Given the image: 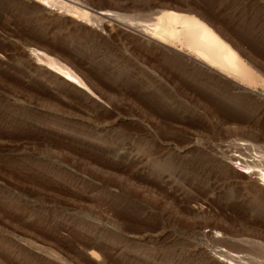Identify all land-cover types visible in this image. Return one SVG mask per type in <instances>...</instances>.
<instances>
[{
  "label": "rangeland",
  "instance_id": "1",
  "mask_svg": "<svg viewBox=\"0 0 264 264\" xmlns=\"http://www.w3.org/2000/svg\"><path fill=\"white\" fill-rule=\"evenodd\" d=\"M195 1L206 12L203 0H82L126 15ZM231 3L221 13L236 25L262 15ZM135 43L121 30L94 32L23 0H0V264H221V251L263 264L255 247L264 245V194L217 163L238 139L264 147V97L230 99L241 120L223 115L216 125ZM31 44L104 88L116 79L129 92L128 81L159 75L175 92L162 98L167 114L152 115L123 92L93 104L64 88L63 105H48L39 88L54 91L28 58Z\"/></svg>",
  "mask_w": 264,
  "mask_h": 264
},
{
  "label": "bare ground",
  "instance_id": "2",
  "mask_svg": "<svg viewBox=\"0 0 264 264\" xmlns=\"http://www.w3.org/2000/svg\"><path fill=\"white\" fill-rule=\"evenodd\" d=\"M23 1L55 16L67 17L75 24L94 32H103L105 28H108L109 33L121 30L123 39L127 37L135 39V49L140 57L144 60L148 59L158 68L159 72L173 83L176 90L193 98L192 107L195 112L201 114L200 109H202L205 114L211 113L216 125L223 124L220 118L223 115L232 121L241 120H238L239 117L235 115L237 113L233 110L235 107L231 106V103L227 105L230 99L245 103L247 102L246 97H253L257 94L264 97V47L261 44L264 40L261 43L255 40L257 35L264 34L262 30V27L264 28L262 25L264 4L259 0H237L241 1L244 7L241 13L248 10L256 15L257 13L262 14L257 15L258 17H250L248 28L246 25L243 27L234 24L232 18L221 13V8L231 9V0H220L218 6L215 5L217 0H203L202 4L206 12L200 9L198 6L200 3L196 1L193 5L186 2L182 5L161 4L159 10H150L143 15L121 14L119 9L113 6L95 10L85 5L82 0ZM255 7H259L258 11ZM255 24L260 30L259 33L255 31L256 34L252 35ZM255 30L258 29L255 27ZM260 38L262 40V37ZM26 49L28 58L35 62L36 72L40 74L41 80L54 91L50 96L47 87L39 88L40 92L48 98L42 101L50 102L47 104L56 108H60L64 103L62 97L64 88L73 94L90 99L93 104L100 103L102 99L114 98L117 95L115 92H123V96H131L149 113L157 116L158 113L167 114L162 98L175 93L174 88L165 83L159 75L147 71L149 79L146 77L128 81V84L132 83L129 92H125L123 90L125 84L118 83L116 79L108 82L109 86L106 85L108 88H104L105 84L100 87L84 72L77 70L73 65L42 46L31 44L27 45ZM75 101L76 98L74 103ZM199 120L202 121L201 118ZM229 147L233 148V154H230L232 150H221L219 153L217 151L218 166L239 172L250 181L251 187L257 193L264 194V147L257 146L243 138L232 142ZM213 236L233 241L225 234L214 232ZM261 236H263L262 242L264 243V234ZM235 242L245 243L246 247L250 241L237 240ZM249 248L254 247L250 245ZM255 248L261 256L255 259L264 264V245ZM89 255L93 257L95 253L91 252ZM253 255L257 256V254ZM242 259L244 257L237 253L229 251L218 253V262L221 264L227 262L250 264L241 261Z\"/></svg>",
  "mask_w": 264,
  "mask_h": 264
}]
</instances>
